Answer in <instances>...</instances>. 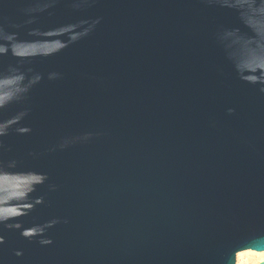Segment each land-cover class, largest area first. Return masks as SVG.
Returning a JSON list of instances; mask_svg holds the SVG:
<instances>
[{"label": "water", "instance_id": "1", "mask_svg": "<svg viewBox=\"0 0 264 264\" xmlns=\"http://www.w3.org/2000/svg\"><path fill=\"white\" fill-rule=\"evenodd\" d=\"M0 126V264L263 252L264 0H0Z\"/></svg>", "mask_w": 264, "mask_h": 264}, {"label": "bare ground", "instance_id": "2", "mask_svg": "<svg viewBox=\"0 0 264 264\" xmlns=\"http://www.w3.org/2000/svg\"><path fill=\"white\" fill-rule=\"evenodd\" d=\"M262 262H264V251L247 250L240 252L237 256L238 264H260Z\"/></svg>", "mask_w": 264, "mask_h": 264}, {"label": "clouds", "instance_id": "3", "mask_svg": "<svg viewBox=\"0 0 264 264\" xmlns=\"http://www.w3.org/2000/svg\"><path fill=\"white\" fill-rule=\"evenodd\" d=\"M228 111H229V113H231L233 111V109H229ZM0 130H2V126H0ZM39 243L41 245H48V244H51L52 241L50 239H47V240H41V241H39Z\"/></svg>", "mask_w": 264, "mask_h": 264}, {"label": "rangeland", "instance_id": "4", "mask_svg": "<svg viewBox=\"0 0 264 264\" xmlns=\"http://www.w3.org/2000/svg\"><path fill=\"white\" fill-rule=\"evenodd\" d=\"M238 264V263H237Z\"/></svg>", "mask_w": 264, "mask_h": 264}]
</instances>
